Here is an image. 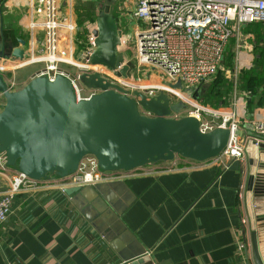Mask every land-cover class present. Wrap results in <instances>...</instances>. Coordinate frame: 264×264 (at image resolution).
I'll return each instance as SVG.
<instances>
[{"label":"crops","instance_id":"crops-1","mask_svg":"<svg viewBox=\"0 0 264 264\" xmlns=\"http://www.w3.org/2000/svg\"><path fill=\"white\" fill-rule=\"evenodd\" d=\"M11 2L0 0V54L3 52L5 56H12L13 49L21 45L16 38H23L20 23L27 21L12 19L17 7ZM84 3L60 0V8L73 19V11ZM96 3L100 10L104 0ZM115 6L121 13L126 12L129 20L133 17L134 0H117ZM72 21L77 27L76 40L93 29V26H79L76 20ZM132 24L131 33H123V37L134 36L137 30ZM247 27H243V32ZM246 33L242 43L245 39L254 43L255 34ZM79 49L76 46L75 57L81 61L83 54ZM126 62H133L132 55L125 54ZM65 66L74 67L62 65L68 73L76 74L77 70L71 71ZM42 70L39 68L27 81L20 82L21 88L16 91ZM8 76L10 74L5 77L16 83ZM143 81L154 83L157 76L149 73ZM204 86L198 87L195 95L210 108L235 107L243 117L264 112L261 86L257 90H238L235 81L227 99L217 97L216 102L215 96L213 104L207 103L205 93L208 95L211 90ZM241 131L247 141L251 129L243 126ZM246 162L247 157L243 164ZM13 172L6 167L4 155L0 153V198L9 189ZM58 180L45 182L40 189L24 191L14 197L10 216L0 228V264H110L103 254L101 257L91 254L95 244L90 241L85 247L78 229L70 231L71 219L65 224L59 222L60 209L54 199L42 201L45 192L59 193L52 190L58 188ZM244 196L245 177L240 172L220 167L214 160L196 162L176 157L171 163L135 170L127 179L81 186L79 192L70 196L67 212L78 209L107 246L103 249L101 244L95 249L104 253L111 250L124 263L149 256L154 264H237L236 237L238 230L243 229L244 233L248 222ZM244 236L249 246L247 232ZM248 254L254 264L250 249Z\"/></svg>","mask_w":264,"mask_h":264},{"label":"water","instance_id":"water-1","mask_svg":"<svg viewBox=\"0 0 264 264\" xmlns=\"http://www.w3.org/2000/svg\"><path fill=\"white\" fill-rule=\"evenodd\" d=\"M116 2L104 0L95 20L92 64L117 68L125 62L118 51L123 32L116 30L110 13ZM19 42L21 47L12 52V57L22 60L25 41ZM134 68L133 62H126L118 75L132 78ZM80 79L97 93L79 100L63 75H57L54 81L36 76L13 91L0 73V95L5 101L0 110V153L8 169L35 181L50 182L76 174L87 157H94L101 171L132 172L171 163L176 157L196 162L214 160L229 143L231 132L227 128L203 132L193 117H171L183 105L172 104L165 95L147 99L135 92L131 97L97 74ZM235 134L245 143L247 162L234 161L228 169L245 177L247 255L249 258L250 249L252 262L264 264V142L257 145L252 132L247 141L243 131ZM80 190L73 187L63 192L72 196ZM120 264L154 262L143 256Z\"/></svg>","mask_w":264,"mask_h":264},{"label":"built area","instance_id":"built-area-1","mask_svg":"<svg viewBox=\"0 0 264 264\" xmlns=\"http://www.w3.org/2000/svg\"><path fill=\"white\" fill-rule=\"evenodd\" d=\"M8 2L9 0H1ZM73 0H70L72 2ZM90 2L97 0H78ZM133 19L143 22L144 27L135 31L130 39L123 37L119 53L128 52L133 43L132 55L135 65L132 78L119 76L125 62L117 68L95 65L90 62L96 37L93 29L81 39H75L77 27L72 16L63 18L60 0H12V6L27 12V21L20 23L17 40L25 41L24 58L18 60L0 54V73L4 77L33 64H43L37 76L54 81L57 75L67 77L76 91L78 99H87L97 93L81 83L83 75H99L112 86L122 88L131 97L135 92L143 93L147 99L160 95L167 96L172 104H182L173 118L193 117L198 120L203 132L214 128H227L231 132L228 145L214 159L215 164L229 168L234 161L246 160L245 143L236 136L243 126L252 128L257 145L264 142V112L241 116L237 109H213L202 103L195 95L202 86L222 67L227 46L231 38L239 35L241 27L264 22V0H134ZM23 26V27H22ZM41 33V35H40ZM65 41V42H63ZM77 43V44H76ZM80 47L81 61L75 57V48ZM21 47L17 46L15 49ZM13 49V51L15 50ZM68 65L77 68L70 74L62 68ZM149 73L157 76V81H143ZM136 75V77H134ZM9 90H16V83L5 77ZM180 84L181 87L176 86ZM0 95V110L4 105ZM134 172V171H132ZM125 171L104 172L98 168L94 157L85 158L76 174L58 180L57 189L81 187L114 180L127 179ZM10 187L0 198V228L11 213L13 198L24 191L42 188L45 182L35 181L26 175L13 172ZM51 182V181H50ZM56 189V188H54ZM245 220L242 221V225ZM238 230L235 254L237 264H249L247 240Z\"/></svg>","mask_w":264,"mask_h":264},{"label":"rangeland","instance_id":"rangeland-1","mask_svg":"<svg viewBox=\"0 0 264 264\" xmlns=\"http://www.w3.org/2000/svg\"><path fill=\"white\" fill-rule=\"evenodd\" d=\"M96 5H98L96 1H90V2L84 3L82 6L79 5L76 7V10L73 11V19L74 21L76 20L75 22L77 23V25L80 26L84 24V26H89V27L95 25L94 22L96 18L99 16V12H100L99 10L100 6H96ZM117 10L120 13L117 12ZM62 12H63L62 13L63 18L64 19L67 18L68 12H67V15L65 11L62 10ZM110 13L112 14V19L115 20L116 30H122L123 33H126V34L131 33L130 27L132 23H133L132 26L133 27L135 26L134 29L136 30L144 27L143 22L136 21L133 19V17H131V19L129 20L128 14L126 12L121 13V11L116 6H114L111 9ZM12 19L16 20L17 22H22L23 20L27 19L26 10L23 8H19V7L16 8L12 15ZM243 35L246 36L247 33L245 31L243 32V27H241L239 30V35L236 32V34L233 36V38H231V40L228 43L229 47L230 46L233 47L232 51H230L229 54L227 51V54H225L224 61L221 65L222 67L220 68L219 71L216 72V74H214L209 80L205 82L206 84L204 83L205 85L204 88L208 87L209 89L211 87V84L215 86L216 84L221 86L223 81L227 82L228 80H234V81L238 80L242 71L245 69H250L252 64L260 58L258 42L255 40L253 43L245 39V41H243L242 43V40L244 39ZM81 38L82 37L79 36V40ZM252 44H254L255 46H250ZM128 46L129 48H128V52L126 53V55L131 56L133 55V53H135L133 43L130 42ZM226 56L231 58V64L229 66L225 64V60L227 58ZM36 66L37 65L29 66L25 69L16 71L15 74L8 76L16 80V83H17L16 89L21 88L20 82L23 83L24 81H27L30 75L34 71L38 70L39 68H43V65H38L37 67ZM67 68L71 69V71H76L75 68H70V67H67ZM224 77L226 79H224Z\"/></svg>","mask_w":264,"mask_h":264},{"label":"trees","instance_id":"trees-1","mask_svg":"<svg viewBox=\"0 0 264 264\" xmlns=\"http://www.w3.org/2000/svg\"><path fill=\"white\" fill-rule=\"evenodd\" d=\"M91 18V17H90ZM92 20V19H90ZM264 23V22H263ZM246 32H252L254 33L256 40L259 45H262V47H259L260 55L259 59L256 60L250 69H245L242 71L240 74V77L238 80H236V86L238 90H257L261 86L264 89V25L260 23H254L248 25L246 28ZM233 47H229L228 54L230 51H232ZM226 51V54H227ZM232 53V52H231ZM228 56V55H227ZM226 56V57H227ZM226 65L231 64V58L227 57L225 60ZM224 79H226L224 77ZM234 80H228L223 81L221 86L217 85H212L208 90H211L208 92L209 94L207 95V92L205 93V97L207 98V103L208 104H213V101H215L214 97L216 96V102H217V97H227L229 96V93H231L232 87H234ZM58 179V178H57ZM52 190H59V193L55 194L53 192H45L42 196V201H47L50 199H54V201L57 203L60 212L57 213V218L60 223L65 224L67 223L68 219H71L72 225L70 228L71 230L78 229L81 240L83 241L84 246L88 247L90 241L93 243L95 247L99 246L102 244L103 249L106 248L107 246L102 243V237L99 234V232L96 231L91 225L88 224V220L80 213L78 209L75 210H70V212H67V207H69V199L70 196H67L62 190L60 189H52ZM14 199V198H13ZM5 224V223H4ZM3 224V225H4ZM66 226V225H65ZM3 227V226H2ZM95 247L91 250V254L94 257H98L103 254L105 259L107 260L108 263L110 264H120L122 261L119 260L117 256L111 250H108L105 253L100 250L95 249Z\"/></svg>","mask_w":264,"mask_h":264}]
</instances>
